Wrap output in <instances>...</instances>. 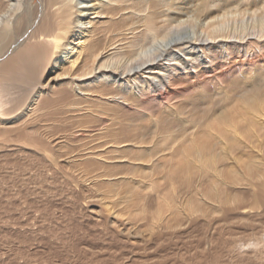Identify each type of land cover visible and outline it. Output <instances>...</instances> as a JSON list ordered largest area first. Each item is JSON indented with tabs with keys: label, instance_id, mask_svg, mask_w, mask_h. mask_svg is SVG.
Returning <instances> with one entry per match:
<instances>
[{
	"label": "bare ground",
	"instance_id": "obj_1",
	"mask_svg": "<svg viewBox=\"0 0 264 264\" xmlns=\"http://www.w3.org/2000/svg\"><path fill=\"white\" fill-rule=\"evenodd\" d=\"M21 149L118 200L165 179L132 254L81 264H264V0H0V158Z\"/></svg>",
	"mask_w": 264,
	"mask_h": 264
},
{
	"label": "rangeland",
	"instance_id": "obj_2",
	"mask_svg": "<svg viewBox=\"0 0 264 264\" xmlns=\"http://www.w3.org/2000/svg\"><path fill=\"white\" fill-rule=\"evenodd\" d=\"M39 153L12 150L0 158V264H37L51 257L81 264L89 249L86 246L95 247L96 243L114 248L115 255L120 250L129 256L136 241L147 237L153 209L160 205L165 208L162 194L167 185H163L165 179L160 174L152 191L145 181L146 188H137L128 199L118 200L110 186L108 190L100 185L90 188L81 179L75 183L67 180L69 171L61 158L55 169L42 151ZM123 186L117 187L121 195L126 188ZM143 198L148 205L140 215L138 205ZM113 220L116 224L110 226ZM93 250L98 253L97 248Z\"/></svg>",
	"mask_w": 264,
	"mask_h": 264
}]
</instances>
